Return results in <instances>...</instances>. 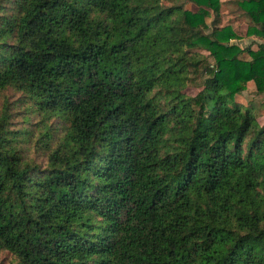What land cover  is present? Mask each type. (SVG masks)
<instances>
[{"label": "trees", "instance_id": "16d2710c", "mask_svg": "<svg viewBox=\"0 0 264 264\" xmlns=\"http://www.w3.org/2000/svg\"><path fill=\"white\" fill-rule=\"evenodd\" d=\"M164 1L0 0V264H264V45Z\"/></svg>", "mask_w": 264, "mask_h": 264}, {"label": "rangeland", "instance_id": "374dc122", "mask_svg": "<svg viewBox=\"0 0 264 264\" xmlns=\"http://www.w3.org/2000/svg\"><path fill=\"white\" fill-rule=\"evenodd\" d=\"M186 0H165L163 4L166 7L175 5V4H180L184 3ZM223 2L222 8H221V13L219 17L214 18V16L209 17L207 19V24L209 25V30L211 31L214 27L216 26H226L230 25L235 29V32L238 34L239 38L232 40L233 44L238 45L242 49H246L248 47H251L253 50H257L259 45H264V39L261 37H257L255 35H249V27H250V22L247 17L241 16L240 11L238 10V7L236 5L235 0H221ZM186 8L191 9L193 5L191 3H187ZM210 61H213L211 58H209ZM11 92H8L10 94ZM191 93H195V91H191ZM6 95V96H7ZM10 96V95H9ZM237 101L240 103H244L245 105H250L251 103L254 105V107L260 112V122L264 124V94H258L256 91V88L254 87L253 84H249L247 87V90L237 96ZM34 119V118H33ZM32 123L30 124L31 128H34L35 130L38 129V120L35 119ZM54 133V138L51 140L50 144L52 148H54L59 141V138L63 134L61 131L53 132ZM62 133V134H61ZM41 144L38 145V155L40 159L44 160L46 159L47 150L43 149L41 150ZM3 257H0V260ZM5 258V257H4Z\"/></svg>", "mask_w": 264, "mask_h": 264}]
</instances>
